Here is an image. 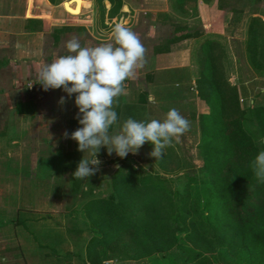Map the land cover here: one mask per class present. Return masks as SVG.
Returning a JSON list of instances; mask_svg holds the SVG:
<instances>
[{"label": "trees", "instance_id": "obj_1", "mask_svg": "<svg viewBox=\"0 0 264 264\" xmlns=\"http://www.w3.org/2000/svg\"><path fill=\"white\" fill-rule=\"evenodd\" d=\"M176 3L183 8L182 0ZM249 31L248 53L259 72L263 20L255 18ZM225 47L207 35L195 51L198 95L208 107L190 115L199 120L202 174L189 172L192 163L175 139L158 159L146 142L157 169L117 157L121 165L112 176L95 182V172L89 177L93 189L82 191L85 203L79 207L92 235L88 261L81 264H131L153 256L164 264H264V181L251 165L264 150V106L242 105L229 80Z\"/></svg>", "mask_w": 264, "mask_h": 264}, {"label": "rangeland", "instance_id": "obj_2", "mask_svg": "<svg viewBox=\"0 0 264 264\" xmlns=\"http://www.w3.org/2000/svg\"><path fill=\"white\" fill-rule=\"evenodd\" d=\"M158 3L160 5L164 2ZM173 5L171 4L172 11L177 13L180 9L179 5L177 3ZM151 7L157 8L158 6L152 5ZM71 9L77 10L80 9V6ZM156 13L158 17L154 19H151V15L155 14V11L147 10L138 13L143 15L145 19H139L135 26L128 27L140 37L146 49L145 60L143 67L139 68L142 75L136 77L139 80L126 79L124 81L125 94L115 98L113 108L117 113L118 120L109 131L110 133L118 131L123 121L129 117L137 121L146 119L163 121L165 114L170 109L177 108L178 111L180 110L181 116L189 121V128L173 139L180 143L179 151L192 163L189 172L200 175L204 165V159L199 149L200 125L198 117L192 119L190 115L203 113L208 108L207 104L202 102L200 97L196 98L192 95L191 91H195L192 88L195 87L196 83H194L195 85L190 83V86L188 84V90L191 93L188 97L194 98L192 99L193 102L188 98L184 102L180 98L177 100L175 95L178 89L183 90L187 86L183 83L182 86L177 87L174 81L181 78L186 79L185 76L181 75L186 70L166 69L158 71L159 64L167 65L173 58L164 55L162 58L156 59L155 54L158 51L167 50L174 39H177L174 40L175 42L179 38L183 40L182 38L190 34L189 32L192 33L193 31V34L200 35L203 29L209 28L210 31H215L219 26L217 23L213 27H210L209 24L203 26L202 19L188 20L179 17L165 19L168 13ZM117 23L125 25L120 20ZM211 33L220 39L225 37V40L222 41L226 46V65L230 73L229 76H232L231 72L233 74V71L239 69L238 71L242 73L240 81L234 79V82L240 89L242 88L241 91L244 90V86H248L252 92L248 97L240 98L242 105L244 107L255 105L257 100L259 101L258 104H262L264 102L261 96L262 91L259 92L261 86L257 84V88L253 89L254 84L247 82V78H249L247 75L248 68L244 64H247L248 55L246 54L247 47L244 39L240 37V40L244 41L240 43L237 38L231 39L232 47L226 36L216 32ZM191 59L193 61V57ZM202 61L204 60L201 59L200 63ZM137 70H135L134 76L137 74ZM152 72L155 74V81L151 87L157 89L153 91L159 98L158 101L156 99L153 101L148 96L149 85L147 82L151 79L150 74ZM65 103L71 104L69 110L67 107L60 112L53 110L51 114H43L42 118L34 111L27 115L29 123L35 119H41L40 124L42 121L54 123L57 127L55 132L49 130L41 133V135H36L38 140L35 142L32 141V137H28V128H26L27 130H9L6 136L0 137V141L3 142L0 144V230L5 231L10 239L8 242L9 250L14 248L13 251L18 254H26L29 264H81L82 261L84 262L83 259L88 261L87 244L92 235H89L86 230L87 227H90L89 219L86 216V223L85 215L81 214L79 207L85 203L82 191L86 190L89 193L93 189V182L89 177L75 179L73 173L83 157L87 159L95 157L89 151H79L78 142L70 138V134L82 125L77 119L79 109L75 104V96H70L65 100ZM65 124L67 126L66 131L69 133L68 138L64 136L65 131H59L61 126ZM36 128L33 125L31 131L34 134H39ZM48 132L49 135H47ZM42 134L47 137L42 138ZM13 136H17L21 141L28 140L29 142L25 146L22 144L14 146L11 144ZM21 149L24 151L20 155ZM117 157L120 161L125 160L120 158L115 151L109 155L107 147L101 146L97 153L100 164L98 166L89 165L98 168L96 171L98 177L95 182L100 181L103 176H112L118 170L121 162L115 159ZM126 157L136 159L142 165L150 164L152 168H158L149 156L146 142L137 153L129 152ZM177 184L174 186L176 187ZM92 251L90 250V253L95 255ZM159 259L158 256H153L146 262H131V264H162V261L158 262ZM104 264L124 263L111 259L105 261ZM220 264L226 263L221 260Z\"/></svg>", "mask_w": 264, "mask_h": 264}, {"label": "crops", "instance_id": "obj_3", "mask_svg": "<svg viewBox=\"0 0 264 264\" xmlns=\"http://www.w3.org/2000/svg\"><path fill=\"white\" fill-rule=\"evenodd\" d=\"M160 1L164 3L159 5ZM182 1L183 8L176 13L172 11L171 4L179 0H0V137L6 136L9 130H27L28 128V137H32V141L35 142L38 140L36 135L49 130L55 132L57 127L54 123L42 121L40 124L41 119H35L31 121V124L27 115L34 111L42 118L43 114H51L53 110L60 112L65 107L69 110L71 104L60 103L61 97L67 100L69 96L63 87L45 90L36 79L37 71L58 56L67 55L68 51L64 45L73 37L78 38L82 46L109 42L112 39L111 30L114 23L117 24L120 20L125 23L126 27L135 26L139 19H145L138 13L147 10L155 11L151 19L158 17L156 12H164L168 13L165 19H176L177 17L188 20L202 19L203 26L209 24L213 27L216 23L219 26L215 31H210L209 28L203 29L200 35L193 34L191 30L192 33L189 32L190 34L184 36L183 40L179 38L175 42L174 40L177 39H174L167 50L158 51L155 54L156 59L164 55L173 58L167 65L159 64L158 71L186 70L185 73H181L186 79L181 78L174 81L177 87L182 86L183 83L187 86L183 90L178 89L175 95L177 100L180 98L184 102L188 98L193 102L194 98L188 97L190 93L188 84L190 86V83H196L195 87L191 86L195 89L191 93L199 98L197 90L199 65L194 51H197L205 36L213 35L211 32L226 36L232 47L231 39L237 38L239 43L243 41L240 37L244 39L248 55L247 64H244L248 68L247 82L254 84L253 89L257 88V84L261 86L259 92L262 91L261 96L264 100V69L257 72L248 53L249 30L254 19L261 18L264 22V0H195L197 6L193 5L194 0ZM152 5L158 7L152 8ZM79 6L80 9H71L79 8ZM221 40H225V37ZM238 70L233 71V74L231 72L232 76H229V80L238 87L243 99L252 92L248 86H244V90L241 91L242 88L240 89L234 82V79L240 81L242 73ZM136 73L132 77L135 81L139 80L136 78L137 75H142L139 68ZM150 75L151 79L147 82L148 96L151 100L158 101L159 98L153 91L157 89L151 87L155 81V74L152 72ZM30 82L33 85H29ZM76 95V93L72 94V96ZM258 102L257 100L255 105L264 106V102L262 104ZM33 125L37 127L39 134L31 131ZM66 130V124L59 129V131ZM46 137L42 134V138ZM27 142L29 141H21L17 136H13L11 140L14 146L21 144L25 146ZM2 143L0 141V144ZM23 151L21 149L20 155ZM9 240L6 232L0 230V264H29L26 254H18L13 251L14 248L9 250Z\"/></svg>", "mask_w": 264, "mask_h": 264}, {"label": "clouds", "instance_id": "obj_4", "mask_svg": "<svg viewBox=\"0 0 264 264\" xmlns=\"http://www.w3.org/2000/svg\"><path fill=\"white\" fill-rule=\"evenodd\" d=\"M111 35L109 42L94 46H82L73 37L65 42L67 55L58 56L37 71L36 79L45 90L63 87L69 97L77 94V119L82 127L72 132L70 138L78 142L79 151H89L95 158L80 160L73 173L75 179L95 174L98 168L89 165L100 164L97 153L101 146L107 147L109 155L115 151L123 158L129 152L137 153L145 142H151L154 149L150 155L158 159L173 138L189 128V121L172 108L163 121H137L129 117L118 131L110 133L118 120L114 100L125 94L124 81L143 67L146 52L140 37L121 23L112 27ZM64 102L65 98L61 97L60 103ZM64 136L68 138L69 133L65 131ZM251 165L256 177L264 181V150L255 156Z\"/></svg>", "mask_w": 264, "mask_h": 264}, {"label": "built area", "instance_id": "obj_5", "mask_svg": "<svg viewBox=\"0 0 264 264\" xmlns=\"http://www.w3.org/2000/svg\"><path fill=\"white\" fill-rule=\"evenodd\" d=\"M29 85H33V83H32V82H30V83H29Z\"/></svg>", "mask_w": 264, "mask_h": 264}]
</instances>
